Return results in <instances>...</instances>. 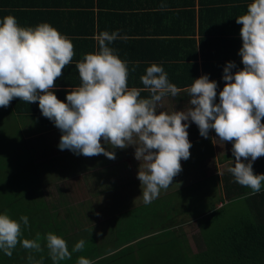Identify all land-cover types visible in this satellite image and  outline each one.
I'll return each mask as SVG.
<instances>
[{
	"label": "clouds",
	"instance_id": "9594fccd",
	"mask_svg": "<svg viewBox=\"0 0 264 264\" xmlns=\"http://www.w3.org/2000/svg\"><path fill=\"white\" fill-rule=\"evenodd\" d=\"M236 23L242 25L238 55L243 68L233 74L236 64H226L219 103L217 82L203 75L183 89L190 97L187 110L158 112L157 105L169 95L178 96L181 89L156 63L140 77L143 87H129L128 61L120 59L116 49L109 46L117 39H128L120 36L119 30L103 31L94 37L98 51L85 54L76 63L81 83L67 90L65 103L54 89L75 55L71 39L49 23L21 26L14 16H4L0 20V107H8L14 98L28 104L38 102L42 115L62 133L58 145L62 151L115 159V153L106 151L101 140L113 149L134 147L135 158L140 161L137 179L146 204L170 187L182 171L181 161L190 158V121L203 138L214 130L219 141L232 143L235 166L228 172L236 183L259 193L264 174H254L253 162L264 157V0H252ZM137 66L131 71L135 72ZM145 91L149 93L147 98L141 96ZM22 225L29 227L27 216L17 221L6 212L0 214V251L8 257L18 244L35 252L46 247L53 264H59L85 249L86 242L81 239L70 253L66 240L52 232L44 236L42 247L39 233L34 239H21ZM28 260L41 264L32 255ZM76 264L94 261L79 256Z\"/></svg>",
	"mask_w": 264,
	"mask_h": 264
},
{
	"label": "crops",
	"instance_id": "0c3cea01",
	"mask_svg": "<svg viewBox=\"0 0 264 264\" xmlns=\"http://www.w3.org/2000/svg\"><path fill=\"white\" fill-rule=\"evenodd\" d=\"M251 2L252 0H0V20L12 15L21 26L32 27L46 22L71 39L75 55L71 64L63 69L62 76L56 80L54 89L57 98L65 103L67 90L78 87L81 83L76 63L85 54L98 51V42L94 37L103 31L111 33L119 30L120 36H127L128 39H117L109 46L116 49L120 59L128 61V86L143 87L140 77L145 74L146 68L152 63L162 65L169 81L180 88L181 92L176 97L169 95L164 98L157 105V111L172 112L187 110L190 97L183 89L190 87L193 80L203 75H208L211 81L217 82L216 102L219 103V92L223 90L225 83L222 76L226 64L234 62L235 70L243 68L240 67L242 63L238 55L242 47V25L236 23V18L246 13L247 5ZM134 65L138 66L132 72ZM143 93L149 95L146 91ZM15 99L17 107L13 103L10 105L13 114L19 121H31L25 128L43 130L44 133L49 129L60 132L52 121L42 115L38 102L28 104L19 98ZM15 108L23 109V113L16 114ZM188 123V138L192 144L190 158L181 161L182 171L173 178L170 187L162 189L158 198L153 201L169 199V196L187 186L199 184L201 179L210 174L218 176L219 182L222 181L220 185L223 195L224 176L221 178V168H229L235 162L231 152L232 143L219 141L214 130L209 131L208 138L205 139L200 136L197 125L190 121ZM101 144L106 151L115 153V159H108L102 154L90 158L79 155L83 156L80 168L99 166L101 175L96 172L97 178L98 175L109 178L111 175L116 176L117 171V185L110 181L112 185L103 189L101 196L106 195L105 193L114 194L116 191L128 193L127 199H133L135 203L129 205L132 207L127 210L145 204L142 202L141 184L137 179L140 161L135 158V148H117L115 152L103 140ZM88 173L89 170L84 175L87 177ZM208 173L210 174L207 175ZM139 201L140 204L137 203ZM185 215L197 216L190 211ZM194 220L196 221L195 218Z\"/></svg>",
	"mask_w": 264,
	"mask_h": 264
},
{
	"label": "trees",
	"instance_id": "16d2710c",
	"mask_svg": "<svg viewBox=\"0 0 264 264\" xmlns=\"http://www.w3.org/2000/svg\"><path fill=\"white\" fill-rule=\"evenodd\" d=\"M141 96L149 97L146 93H141ZM12 103L17 107L15 98L10 105ZM14 111L23 113L21 108ZM29 158V167L19 169L16 185L11 183L12 174L8 175L5 165H0V214L6 212L17 221L21 216H27L29 227L22 225L21 239H34L39 233L42 247L48 232L65 239L70 253L79 240H85L82 252L72 253L71 259L59 264H76L79 256L91 259L94 264H264V185L259 193H254L236 183L231 173L225 175L219 202L195 218L199 228L197 253L191 251L182 234L186 221L179 218L183 214L182 209L175 208L173 202L162 207V201H152L117 215L112 229L114 238L102 243L95 226L76 227V221L71 217L66 220L57 217L43 199L34 158L31 155ZM253 172L264 174V157L253 162ZM237 201H244L239 210L243 213L230 217L226 213V202L230 205ZM29 255L41 264H53L46 247L42 252H35L20 244L11 257L0 251V264H30Z\"/></svg>",
	"mask_w": 264,
	"mask_h": 264
},
{
	"label": "rangeland",
	"instance_id": "374dc122",
	"mask_svg": "<svg viewBox=\"0 0 264 264\" xmlns=\"http://www.w3.org/2000/svg\"><path fill=\"white\" fill-rule=\"evenodd\" d=\"M30 124L31 121H19L13 114L10 104L8 107H0V152L5 153L4 155L0 153V165H5V169L9 171L8 175L12 174L11 183L16 185L15 178H19L20 168L29 167L31 160L29 155H31L35 161V172L43 199L57 217L60 220L71 217L76 221L74 222L76 227L95 226L99 241L102 243L113 239L112 229L115 217L130 209L132 206L129 205L135 203L133 199L131 201L127 199L128 193L124 194L120 191L113 192L114 194L105 193L106 195L101 196L102 191L104 192L112 185L110 181L117 185V171L116 176L111 175L109 178L100 176L99 166L80 168L83 156L58 148L61 132L49 129L44 133L43 130L34 131L30 127L25 128V125ZM115 152H117L116 149ZM220 155L222 156V153ZM242 161H244L243 158ZM232 165L235 166V162ZM88 170V175L91 176L86 177L84 174ZM96 172L100 174L98 178ZM227 173L228 168H221V178ZM218 179V176L210 174L201 179L199 184L193 187L187 186L173 196H169V199L165 198L160 204L162 207H167L173 202L175 208L182 209L183 214L180 217L186 220V224L182 227V234L193 253L198 252L196 237L199 235V228L194 218L210 210L219 202L222 197V181L219 182ZM141 201L137 203L140 204ZM121 204L125 208L121 207ZM243 204L244 201H237L230 205L226 202V213L230 217H238L243 213V211L239 212ZM188 211L194 215L199 214L196 217L185 215ZM164 213L167 212L164 211Z\"/></svg>",
	"mask_w": 264,
	"mask_h": 264
},
{
	"label": "built area",
	"instance_id": "2783aa9c",
	"mask_svg": "<svg viewBox=\"0 0 264 264\" xmlns=\"http://www.w3.org/2000/svg\"><path fill=\"white\" fill-rule=\"evenodd\" d=\"M259 159V158H258ZM249 160H250V158H249ZM246 162H248V161H246Z\"/></svg>",
	"mask_w": 264,
	"mask_h": 264
}]
</instances>
